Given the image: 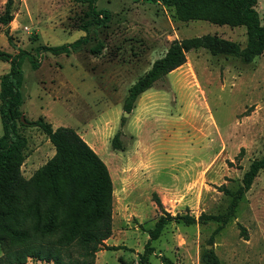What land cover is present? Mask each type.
Returning a JSON list of instances; mask_svg holds the SVG:
<instances>
[{"label": "rangeland", "instance_id": "rangeland-1", "mask_svg": "<svg viewBox=\"0 0 264 264\" xmlns=\"http://www.w3.org/2000/svg\"><path fill=\"white\" fill-rule=\"evenodd\" d=\"M5 1L0 0V14ZM96 6L108 8L110 19L91 23L87 33L78 25L86 18L88 3L73 0H13L15 20L0 22V31H10L12 26L15 44L40 61L35 68L25 56L21 64V108L26 118L46 114L45 119L52 123L87 134L97 126L115 127L112 136L116 126L128 131L120 135L122 147L116 149L107 134L105 154L100 155L114 181L108 241L122 246L105 248L94 264H121L119 256L135 264H205L200 253L206 247H214L222 264H264V168L238 199L233 215L214 235L213 243L208 239L217 221H171L151 240L153 251L140 258L149 237L147 229L154 226L159 214L151 198L153 183L169 181L170 172L175 173L180 194L172 187L163 193L172 213H223L231 194L214 185L223 183L235 191L250 160L264 154V51L245 62L232 54L214 55L204 48H191L183 64L157 79L148 98L137 106L135 100L125 113L121 96L127 84L165 52L171 39L211 33L244 45L246 29L203 19L179 20L171 7L154 0H97ZM258 12L264 24V7ZM84 34V41L72 45ZM98 41L104 43L103 48L92 52ZM0 44L11 50L3 35ZM15 44L9 45L16 51ZM39 45H67L69 51L54 53L38 49ZM7 61L0 59V68L6 63L10 66ZM121 70L123 76L115 78ZM23 131L29 138L28 153L42 145L44 155L32 165L42 164L51 154L45 133L38 126H25ZM131 131L138 134V147L137 135ZM199 159L211 161L205 180L208 191L199 201L193 196L191 207L185 206L184 169ZM30 165L26 162L23 167L25 176ZM193 182L195 187L202 184L201 179ZM176 201L181 202L175 205ZM24 264L53 263L29 258Z\"/></svg>", "mask_w": 264, "mask_h": 264}, {"label": "trees", "instance_id": "trees-1", "mask_svg": "<svg viewBox=\"0 0 264 264\" xmlns=\"http://www.w3.org/2000/svg\"><path fill=\"white\" fill-rule=\"evenodd\" d=\"M88 3L86 18L78 27L89 30L91 23H106L110 19L108 8L96 6L97 0H73ZM173 9L179 20L203 19L230 26L244 25L246 42L218 34L203 33L171 39L165 52L156 57L127 89L123 99L124 111L130 112L141 92L186 61L191 48L204 47L211 54H232L249 62L264 51V24L256 8L257 0H154ZM13 0H6L0 22L7 24L13 17ZM11 44H15L8 28L4 30ZM73 44L84 41L86 34ZM104 43L98 41L92 52H100ZM54 53L69 51L67 45H39ZM27 56L37 67L39 59L28 50L16 46L15 52L0 48V59L10 62L9 70L0 75V264H24L29 258L53 264H94L96 252L102 248H120L122 245H105L112 234L113 180L102 157L72 126L57 125L39 115L28 119L22 112L23 96L21 64ZM23 115L24 119H21ZM121 116V120H125ZM25 126L40 127L54 145V153L26 177L22 163L26 158L28 138ZM113 148H121L120 130L111 138ZM243 147L240 148V153ZM231 163V161H229ZM264 168V154L250 160L243 171L241 185L231 191L223 183L214 185L231 194L227 210L223 213L201 211L194 215L189 211H167L153 190L151 198L161 211L154 226L148 228L149 237L140 258L153 251L151 240L159 237L169 221L205 223L217 221L208 242L233 215L238 199L251 186L260 169ZM241 231L247 238L243 227ZM121 264H135L119 256ZM205 264H222L214 247H206L200 253Z\"/></svg>", "mask_w": 264, "mask_h": 264}, {"label": "crops", "instance_id": "crops-1", "mask_svg": "<svg viewBox=\"0 0 264 264\" xmlns=\"http://www.w3.org/2000/svg\"><path fill=\"white\" fill-rule=\"evenodd\" d=\"M264 7V0L262 1V3L260 4V2H259V0H257V4H256V8H257V10H258V8L259 7ZM15 20V17L10 21V24L13 22ZM236 26H238V25H236ZM244 26V25H243ZM10 29L12 30V26L10 27ZM11 30H10V33H11ZM0 35H3V36H5L6 38H7V41H8V43L10 44V42H9V40H8V37H7V35L5 34V32L4 31H0ZM3 40H4V38H3ZM9 44H7V48H9V49H11V50H8L9 52H14L15 51V49L14 50H12V48L10 47V45ZM16 46H18V44H15ZM3 47V45L2 44H0V48H2ZM197 48H204V47H197ZM3 49V48H2ZM204 49H206V48H204ZM207 50V49H206ZM208 51V50H207ZM153 61V60H152ZM151 61V62H152ZM8 62V61H7ZM151 62L149 63V66L151 65ZM9 63L7 64H5L4 66H2L1 68H0V75L1 74H3L4 72H6V71H8L9 70ZM173 70V69H172ZM123 71L121 70V71H119V73H116L115 75H113L115 78H121L123 75V73H122ZM132 83H130V84H127V86H126V90H125V92L123 93V95L121 96V98H123L124 99V95H126V93H127V89H128V87L131 85ZM151 88V86L149 87V88H147L146 90H144L143 92H141L140 93V95L137 97V99H136V106L139 104V103H143L147 98H148V95H149V89ZM23 102V101H22ZM121 105V104H120ZM22 109V108H21ZM22 112H24V110L22 109ZM38 114H36V116L34 115V117H32V118H30V119H35V118H37L38 116H37ZM44 116V118L45 117H48L46 114H44L43 115ZM52 123V122H51ZM52 125L55 127V126H57V125H59V122L57 123V124H55V123H52ZM113 128V127H112ZM110 126L109 127H104V126H97L96 128H93V131L92 132H90V133H86L85 131H78L80 134H81V136L90 144V146L99 154V155H102V153L103 154H105V152H102V149L104 148V150L106 149V145H105V136L107 135V134H110V135H108V136H112V134H113V130H114V128H113V130H111L112 129ZM117 130H120V135H121V137H123V136H125V135H127V133H128V131L126 130V128L125 127H122V128H118V126H116V130L115 131H117ZM0 131H1V133H2V131H3V128H2V123H1V119H0ZM131 132H133V134H136L137 135V138L135 139L134 138V140H135V147H138L139 145H140V142H139V140H138V134L137 133H134V131H131ZM137 132V131H136ZM0 133V134H1ZM26 135H27V133H26ZM45 135V134H44ZM28 138V137H27ZM45 142H48L49 144H50V148H49V150H50V152H51V154H50V156L54 153V151H55V148H54V145L51 143V141L47 138V136L45 135ZM28 144H29V138H28ZM44 149H43V147H42V145L41 144H38V145H36L34 148H33V150L30 152V153H28L27 154V156H26V158L24 159V162L22 163V166H21V168H22V172H23V167H24V165H25V163L26 162H29L31 165L28 167V175H26L27 177L28 176H30L32 173H33V171L38 167L37 165H41V163L40 164H37V165H32L34 162H36V160H38L39 159V157H41V156H43L44 155ZM49 156V157H50ZM47 160V159H46ZM46 160H44V162L46 161ZM43 163V162H42ZM210 163H211V161L209 160V159H199V160H196L195 161V165L194 166H192V161H190V164H188L189 166H186L185 167V169H184V171L187 173L186 175H185V177H184V180H186L187 182H185V195H184V201H183V204H185V206H189V207H191V205H189L190 204V202L192 201V200H194V198H192L193 196H196V198H197V200L199 201L200 199L199 198H202L203 197V195L204 194H206V192L208 191V183L205 181L206 179H208L209 178V175H208V173H209V170H210V167H209V165H210ZM35 164V163H34ZM108 166V165H107ZM109 168V167H108ZM157 169V168H156ZM263 169V168H262ZM261 170V169H260ZM109 171H110V169H109ZM223 171H224V169H223ZM227 171H228V169H227ZM170 172V171H169ZM229 172V171H228ZM170 173H172L171 174V176H170V180L168 181V180H166V181H164V182H160V181H158L157 183L158 184H155V183H153V187H154V190L155 191H157V193H158V195L160 196V198H161V200H162V202H163V204H164V207H165V209L167 210V208L169 209V206H168V204L164 201V199H163V196H164V194L163 193H165L164 191H166V188H171L172 187V189H173V192L176 194V195H179L180 194V190H179V186L178 187H176L175 185H177V183L176 184H174V180L176 179V177H175V173L174 172H170ZM24 174V173H23ZM202 180V184L201 185H197L196 187L194 186V182H193V180ZM113 180V179H112ZM193 191H194V193H193ZM113 195H114V181H113ZM187 197H190V199L189 198H187ZM181 201H176V202H174V204L176 205V204H179ZM155 207L157 208V206L155 205ZM157 211L159 212V214H160V210L157 208ZM167 211H170V210H167ZM171 212V211H170ZM177 212H179V211H177ZM172 213V212H171ZM176 213V212H175ZM191 213V212H190ZM158 214V215H159ZM174 214V213H173ZM193 214V213H192ZM157 215V216H158ZM195 215V214H194ZM157 218V217H156ZM155 218V219H156ZM171 221H169L168 223H166L165 224V226L167 225V224H169ZM174 222H176V221H174ZM164 226V227H165ZM163 227V228H164ZM163 230V229H162ZM111 237V235L108 237V238H106L105 240H104V243H105V245H117V244H113V243H110L108 240H109V238ZM105 248H102V249H100V250H98L97 252H96V258H95V262H96V260L98 259V253L99 252H101L102 250H104ZM215 250V249H214ZM94 262V263H95Z\"/></svg>", "mask_w": 264, "mask_h": 264}, {"label": "water", "instance_id": "water-1", "mask_svg": "<svg viewBox=\"0 0 264 264\" xmlns=\"http://www.w3.org/2000/svg\"><path fill=\"white\" fill-rule=\"evenodd\" d=\"M125 113H128V111H124ZM21 119H24L23 115H21Z\"/></svg>", "mask_w": 264, "mask_h": 264}]
</instances>
